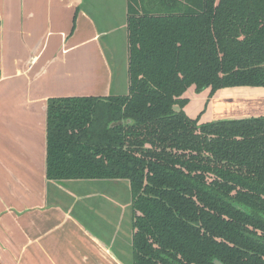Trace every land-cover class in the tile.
I'll use <instances>...</instances> for the list:
<instances>
[{
    "label": "trees",
    "instance_id": "1",
    "mask_svg": "<svg viewBox=\"0 0 264 264\" xmlns=\"http://www.w3.org/2000/svg\"><path fill=\"white\" fill-rule=\"evenodd\" d=\"M126 31L124 94L47 100L46 179L128 181L130 264H264V116L184 109L264 86V0H126Z\"/></svg>",
    "mask_w": 264,
    "mask_h": 264
},
{
    "label": "crops",
    "instance_id": "2",
    "mask_svg": "<svg viewBox=\"0 0 264 264\" xmlns=\"http://www.w3.org/2000/svg\"><path fill=\"white\" fill-rule=\"evenodd\" d=\"M126 62V0H0V264H129L98 179L45 175L47 100L124 94ZM214 94L216 119L264 116V86Z\"/></svg>",
    "mask_w": 264,
    "mask_h": 264
},
{
    "label": "rangeland",
    "instance_id": "3",
    "mask_svg": "<svg viewBox=\"0 0 264 264\" xmlns=\"http://www.w3.org/2000/svg\"><path fill=\"white\" fill-rule=\"evenodd\" d=\"M117 86L118 84L114 85L113 92H119ZM123 90L124 87L120 91ZM207 94L208 89L196 93L192 87L184 94L190 99V102L185 106L186 113L191 117H195L201 113L199 122L216 119V116L211 114V99L215 94L208 99ZM239 106L241 105H222V109L231 111V109L239 108ZM229 117H231V115L225 118ZM88 183H91V185L86 187V189L90 190L86 200L87 204L89 206L95 204L100 209L101 212L99 214H101L103 218L111 219V229L115 230L114 233L116 237L119 238L116 244L123 249L119 253H122L124 260L130 264L131 228L129 225L131 221V207L128 181L126 179H98ZM92 194H94V197ZM96 195H98V197H95ZM125 204L127 205L125 206ZM91 215L93 216V214ZM114 224H116L115 227Z\"/></svg>",
    "mask_w": 264,
    "mask_h": 264
},
{
    "label": "water",
    "instance_id": "4",
    "mask_svg": "<svg viewBox=\"0 0 264 264\" xmlns=\"http://www.w3.org/2000/svg\"><path fill=\"white\" fill-rule=\"evenodd\" d=\"M121 123H122V120H118V121H115V122H111L110 126H114V125L121 124Z\"/></svg>",
    "mask_w": 264,
    "mask_h": 264
}]
</instances>
